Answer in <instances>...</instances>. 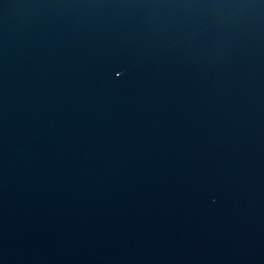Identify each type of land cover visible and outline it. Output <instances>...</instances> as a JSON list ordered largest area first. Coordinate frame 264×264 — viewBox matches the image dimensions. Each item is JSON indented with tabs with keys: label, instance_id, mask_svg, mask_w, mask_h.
I'll return each instance as SVG.
<instances>
[{
	"label": "water",
	"instance_id": "1",
	"mask_svg": "<svg viewBox=\"0 0 264 264\" xmlns=\"http://www.w3.org/2000/svg\"><path fill=\"white\" fill-rule=\"evenodd\" d=\"M0 264H264V0H0Z\"/></svg>",
	"mask_w": 264,
	"mask_h": 264
}]
</instances>
